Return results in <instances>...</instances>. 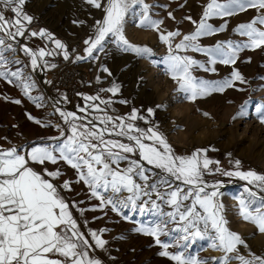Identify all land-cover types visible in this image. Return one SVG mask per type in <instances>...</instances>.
Listing matches in <instances>:
<instances>
[{"label":"snow or ice","instance_id":"6c2138e0","mask_svg":"<svg viewBox=\"0 0 264 264\" xmlns=\"http://www.w3.org/2000/svg\"><path fill=\"white\" fill-rule=\"evenodd\" d=\"M26 3L27 0H0V81L18 87L37 109L51 107L52 111L43 118L26 115L36 125L54 129L55 134L40 138V142L9 143L7 147L0 144V264H104L95 253L106 250L108 241L103 236L108 229L89 227L86 213L101 212L107 216L111 211L128 220L125 210L141 214L150 211L157 218L135 231L151 237L162 249L158 254L172 264H210V260L214 264H264V255L252 252L242 236L230 228L220 201L222 181L205 178L219 174L245 181L243 192L233 197L237 214L264 234V174L242 169L239 159L234 160L232 168H222L220 161L209 157V152L216 151L211 146L177 154L159 123L151 119L165 105L144 109L147 116L136 107L125 115L109 114L108 109L115 101L102 98L99 93L116 96L121 86L115 82L98 89L94 95L77 93L84 104L68 111L60 107L69 102L67 96L61 95L49 105L33 77L37 70L57 67L49 57L59 55L69 61L75 54L73 62H95L108 54L109 45H114L124 53L148 59L153 66L162 65V71L176 85L175 93L188 102L197 103L229 89L244 91L237 87V82L245 85L249 81L237 64L246 50L264 51V0H206L198 19L192 15L182 18L194 26L187 33L180 27L169 30L165 20L154 13L156 6L146 0H86L88 5L102 11V18L91 26L93 31L83 41L82 55L46 29H33L34 17L26 12ZM250 11L254 13L250 19L232 29L240 40L202 43L203 38L225 33L228 18ZM167 17L176 21L172 11L167 12ZM129 18L136 28L157 33L166 54L155 58L153 48L131 43L126 36ZM213 19L222 22L215 25L210 22ZM29 38H39L54 48L49 50L46 44L34 49L23 42ZM189 53L199 54L203 59ZM217 65L229 66V75L219 79L197 75L217 74ZM99 67L101 72L112 76L106 65L101 63ZM101 82L98 75L96 83ZM142 84L141 76L137 86ZM261 87L264 85L252 91ZM11 102L20 105L22 100ZM118 103L128 101L120 99ZM251 103V98L246 99L231 119L246 117ZM255 113L264 124V98L256 103ZM202 114L211 118L207 111ZM53 115L60 122L51 119ZM137 121L150 126L142 128ZM61 165L73 170L75 176L57 183L66 175ZM75 184L84 185L87 201L97 203L66 196L65 193L75 191ZM73 210L79 213V218ZM101 218L94 216L92 220ZM198 241H207L208 247L222 255L201 257L199 251H203V246L192 254L190 249ZM241 246L248 249L247 255Z\"/></svg>","mask_w":264,"mask_h":264},{"label":"rangeland","instance_id":"374dc122","mask_svg":"<svg viewBox=\"0 0 264 264\" xmlns=\"http://www.w3.org/2000/svg\"><path fill=\"white\" fill-rule=\"evenodd\" d=\"M146 2L156 6L153 9L154 13H158L159 18L165 20L169 30L180 27L183 32L187 33L194 26L182 18L192 15L194 19H198L202 14V6L206 0H146ZM181 4L185 6L181 8ZM25 10L34 17L31 26L33 29H46L56 39L61 40L66 46L69 44L81 55L85 47L83 41L93 31L91 26L96 19L102 18V11L88 5L86 0H27ZM168 11L174 13L176 21L167 17ZM253 14L250 11L247 14L228 18L229 28L225 33L203 38L202 43L209 45L214 44L218 39L229 38L240 40L241 38L235 35L232 29L241 22H247ZM77 20L84 23H74ZM177 21L180 23L177 24ZM210 22L219 25L222 21L213 19ZM126 36L131 43L153 48L156 54L155 58L166 54V48L159 43L157 33L149 29L136 28L131 18L126 23ZM23 42L34 49L44 47L46 44L49 50L54 48V45L39 38H29ZM189 54L203 59L199 54ZM74 56L75 54H73L72 60ZM21 58L27 60L22 54ZM248 58L251 59V62H246ZM101 63L109 68L112 76L100 71ZM75 64L81 73L82 83L87 81L85 84H95L99 89L108 88L113 82L121 86L120 93L113 96L117 106V108L114 106V111L112 109L113 113L121 111L125 115L131 111L132 107L143 111L148 107L155 108L157 105H165L166 107L157 110L151 119L159 123L176 153L189 154L194 148L211 146L216 151L211 152L209 157L220 161L222 168H232L234 160L239 159L242 162V169H251L264 174V124L259 122L255 113L256 103L264 98V87L255 92L252 91L258 86L264 85V80L258 79V77H264V51L246 50L240 54L237 67L249 83L239 85L237 82V87L245 89L244 91L229 89L224 94H213L210 98L200 99L197 103L183 100L180 94L175 93L176 85L162 71V65L153 66L148 59L138 58L133 53H124L114 45H109L108 54L101 55L99 61L84 60L75 62ZM217 69V74L198 72L197 75L209 79H219L229 75L231 71L229 66L224 65H217ZM53 71L51 76L50 73ZM55 73V68L46 71L37 70L33 73V77L49 105L60 99L63 93L55 85ZM49 75L52 83L45 86L46 78ZM98 75L102 78L100 84L96 83ZM141 76L143 84L138 87V77ZM54 89L57 90V95L53 93ZM249 98L252 103L248 106L247 116L233 121L231 117L238 111L239 106ZM12 99H21L22 103L17 105L11 102ZM120 99H126L128 103L120 104L118 103ZM61 105L64 107L68 104L62 103ZM65 109L69 110L70 106L68 105ZM50 111H52L51 107L46 110L37 109L22 95L18 87L0 81V144L7 147L9 143L40 142V138L55 134L54 129L42 128L30 121L26 115V113H31L36 118H43ZM203 111L209 112L211 118L205 117L202 114ZM143 114L147 116L146 111H143ZM51 119L60 122V118L56 115H53ZM136 123L142 128L150 126L144 121ZM5 137L7 139H4ZM61 167L66 175L57 183H62L63 179L74 178L73 170L66 165H61ZM205 178L209 181H222V186L219 189L222 193L220 201L225 206V216L229 220L230 228L242 236L252 252L264 255V234L238 216L236 201L233 199L243 192L246 182L219 174ZM74 189V192L65 193V195L72 199L85 200L89 204L97 203L96 201H87V189L84 185L75 184ZM77 214L79 216V213ZM125 214L129 216L128 220H124L111 211H108L107 216H103L101 212L89 211L86 213L89 227L92 229L106 227L108 229L103 236L108 241L106 250H97V255L106 264H172L167 258L158 254L162 249L154 243L151 237L135 231V228L140 225L150 224L157 218L150 211L141 214L125 210ZM94 216L103 218L93 221L92 217ZM80 219L83 223L82 218ZM162 239L167 240L168 238L162 237ZM202 246L203 251H199ZM190 251L192 254L199 251L201 257L207 258L222 255L220 251L208 247L207 241H198ZM241 251L247 255L248 249L241 246ZM210 264H214V262L210 260ZM233 264H237V262H233Z\"/></svg>","mask_w":264,"mask_h":264},{"label":"built area","instance_id":"2783aa9c","mask_svg":"<svg viewBox=\"0 0 264 264\" xmlns=\"http://www.w3.org/2000/svg\"><path fill=\"white\" fill-rule=\"evenodd\" d=\"M69 49H73L69 44ZM51 63H55V85L59 90L63 91L67 96L68 101H73L83 90L81 84V73L78 70V66L73 62L72 59L69 61L63 60L62 56H54L48 58Z\"/></svg>","mask_w":264,"mask_h":264},{"label":"crops","instance_id":"0c3cea01","mask_svg":"<svg viewBox=\"0 0 264 264\" xmlns=\"http://www.w3.org/2000/svg\"><path fill=\"white\" fill-rule=\"evenodd\" d=\"M85 82H87V81H83V83L81 81L82 86H83V90H82L81 94H85V95H94V94H96L99 88H97V86L95 84L88 85V84H85ZM99 94L101 95L102 98H105V99L111 98L113 101H115L114 97L108 92H100ZM62 95H65L64 92L62 93ZM66 104H68L70 106V109H69L70 111H75L76 110V106L77 105H83L84 101H83L81 96H77L73 101L66 102ZM68 105H64V107L62 105H60V107L65 109V107H67ZM114 106L117 108L116 102H114L112 104V106L108 109L109 114H112V115H124L121 111H119L117 113H113L112 109L114 108ZM65 110H67V109H65ZM73 211H74V215H76L79 218V216L75 212V210H73ZM81 224H83L82 221H81ZM84 230L87 231L86 228ZM95 254L97 255V252ZM104 264H106L105 261H104Z\"/></svg>","mask_w":264,"mask_h":264},{"label":"bare ground","instance_id":"6f19581e","mask_svg":"<svg viewBox=\"0 0 264 264\" xmlns=\"http://www.w3.org/2000/svg\"><path fill=\"white\" fill-rule=\"evenodd\" d=\"M53 73H54V71L51 72L50 75L52 76ZM50 75H49V77L46 78V81H49L51 79ZM46 81H45V86H48V83H46Z\"/></svg>","mask_w":264,"mask_h":264},{"label":"trees","instance_id":"16d2710c","mask_svg":"<svg viewBox=\"0 0 264 264\" xmlns=\"http://www.w3.org/2000/svg\"><path fill=\"white\" fill-rule=\"evenodd\" d=\"M81 81H82V79H81ZM81 81H80V82H81ZM81 84H82V83H81ZM53 93H54L55 95L58 94L57 90H55V89L53 90ZM177 154H179V153H177ZM210 154H211V152L208 153V155H210Z\"/></svg>","mask_w":264,"mask_h":264},{"label":"water","instance_id":"95a60500","mask_svg":"<svg viewBox=\"0 0 264 264\" xmlns=\"http://www.w3.org/2000/svg\"><path fill=\"white\" fill-rule=\"evenodd\" d=\"M237 184H239V182H237Z\"/></svg>","mask_w":264,"mask_h":264}]
</instances>
